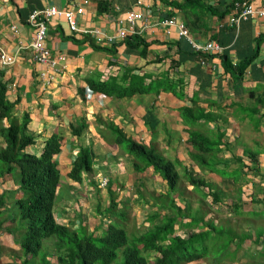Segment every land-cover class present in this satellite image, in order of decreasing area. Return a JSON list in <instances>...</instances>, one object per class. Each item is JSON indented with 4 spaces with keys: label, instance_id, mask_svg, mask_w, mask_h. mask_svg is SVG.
<instances>
[{
    "label": "crops",
    "instance_id": "1",
    "mask_svg": "<svg viewBox=\"0 0 264 264\" xmlns=\"http://www.w3.org/2000/svg\"><path fill=\"white\" fill-rule=\"evenodd\" d=\"M246 1L264 9V0ZM100 2L107 3L109 10L101 12ZM233 2L0 0V52L16 58L11 66L0 63V78L16 104L14 117L21 120L29 115L28 128L37 142L28 152L39 156L52 136L61 137V151L56 157L61 176L55 205L58 223L95 230L104 221L116 219L106 213L115 198L118 211L127 212L123 220L126 228L136 211L142 225L151 226L149 216L158 212L155 198L169 187L153 167L142 173L134 170V156L116 142L117 133H123L178 165L182 207L192 203L194 211L207 208V218L213 219L226 208L234 220L236 216L244 218V233L251 235L244 243L246 253L264 258V16L243 20L239 29L233 27L230 18L235 11L223 16ZM204 5L214 11H207ZM49 6L75 11L82 8L83 14H77L80 27L99 30L104 36L118 33L119 20L132 11L144 12L152 26L145 28L146 22L140 21L139 33L128 36L133 43L142 41L140 45L119 40L114 47L91 34L71 31L64 18L54 19L49 24L47 47L54 56H61V61L56 80L44 85L41 72L46 67L37 63L30 47L34 31L28 19L34 11ZM169 18L183 21L199 44L216 41L224 48L223 54L198 53L178 28L157 25ZM223 55L234 67L250 60L241 78L226 70ZM90 81L111 82L120 95L94 91ZM194 115L200 119L194 121ZM83 126V132L75 134ZM2 127L0 149L6 148ZM192 133L213 149L205 154L208 164L204 167L195 161L198 150L191 142ZM82 148L92 152V170L81 182L72 181L69 174ZM185 171L205 180L210 187L201 189L218 193L222 201L209 208L212 201L193 190L184 179ZM18 172L15 168L11 174L0 176L4 203L0 206V224L6 221L3 217L10 220L7 224L15 223L10 215L24 195ZM105 178L109 183L102 188ZM236 204L240 214L235 212ZM250 210L262 216L254 219ZM179 232L182 230L178 228ZM16 245L6 228H0V264L19 260L10 253ZM236 249L231 251L239 254Z\"/></svg>",
    "mask_w": 264,
    "mask_h": 264
},
{
    "label": "trees",
    "instance_id": "2",
    "mask_svg": "<svg viewBox=\"0 0 264 264\" xmlns=\"http://www.w3.org/2000/svg\"><path fill=\"white\" fill-rule=\"evenodd\" d=\"M243 1L234 0L223 16L238 8L242 9ZM203 8L214 11L212 6L204 5ZM99 10L106 12L109 5L100 2ZM125 40L130 46L142 43V41L133 43L129 38ZM222 60L226 70L237 78L243 76L250 63L249 60L234 67L226 55L222 56ZM89 87L106 96L120 95L111 82L90 81ZM8 91L9 87L1 77L0 125H3L1 131L6 135V148L0 149V176L11 174L18 168L20 186L25 192L16 201L13 213L15 215L12 217L14 222L21 220L23 226L20 229L6 227L19 245L24 259L8 264H190L209 258L221 263L223 259L234 261L237 259V252L234 254L230 249L234 243L237 242L238 251L246 240L251 239L249 233L241 234L233 228L228 230L225 226L216 224L212 217L207 218L210 212L207 208L205 211H194L192 203L185 205V208L182 207L177 198L181 197L182 183L178 165L145 144L128 139L123 133H117L116 142L125 146L134 156V170L142 173L153 167L169 187L166 193L155 198L158 212L149 216L148 222L151 227L140 233H130L123 225V220L127 219V212L118 211L115 198L111 199L106 213L115 216L116 219L104 221L93 231L85 226L74 229L58 223L55 205L61 176L56 157L61 151V137L52 136L39 156L28 152V148L37 142L35 135L28 128L29 115L25 114L21 120L14 117L16 104L8 98ZM192 119L197 121L200 118L194 115ZM6 122L9 126L4 125ZM84 128L85 126L76 129L75 134L80 135ZM190 139L198 150L195 161L204 167L208 164L205 154L213 149L197 133H192ZM92 166V152L89 148H82L69 178L81 182L83 175L91 171ZM184 179L193 186L194 191L202 195L203 199L212 201L209 208L222 201L218 193H205L201 188L210 187L209 184L195 177L193 173L185 171ZM0 200L2 206L3 198ZM239 208L237 205L235 212L238 214ZM164 210L167 212L163 213ZM184 219L190 220L188 224L181 222ZM7 223L9 221H6ZM4 227L5 224L1 223L0 228ZM177 227L188 230V233L185 236L178 233ZM100 230L101 234L98 233ZM52 237L55 240L48 241ZM121 252L124 255L122 263L119 261Z\"/></svg>",
    "mask_w": 264,
    "mask_h": 264
},
{
    "label": "built area",
    "instance_id": "3",
    "mask_svg": "<svg viewBox=\"0 0 264 264\" xmlns=\"http://www.w3.org/2000/svg\"><path fill=\"white\" fill-rule=\"evenodd\" d=\"M242 4V9L238 8L237 10H235V14L230 18V24L238 29L243 20H247L250 17L264 16V9H257L252 3H249L246 0H244ZM82 13V8H79L75 11L72 9H60L56 6H49L44 9L34 11L29 16L28 24L34 31L30 47L34 50L37 63L43 68L46 67V70L43 69L41 72V78L45 82L44 85H48L50 82H54L56 80V71L58 70L57 65L59 64V61H61V56H54L52 51L47 47L49 24L54 19L64 18L69 24L71 31L79 32L82 34H91L98 40H106L110 44L116 43L119 40H123L127 38L130 34L139 33V31L137 30V24L140 21L146 22L144 24L145 28H149L150 26H152V24L147 21L144 12L132 11L128 13L127 16L119 20L120 28L118 30V33H116L115 35L104 36L103 32L99 30H87L80 27L77 20V14ZM157 25L163 26L167 29L178 28L179 33L182 36L188 38L194 50L198 53H223L224 48L215 41H210L206 44L197 43L192 38L190 31L188 30L185 23L178 21L175 18L162 20L158 22ZM13 29L17 30L16 26H14ZM15 62L16 58L14 56L7 54L5 51L0 52V63L3 66H11ZM48 69H52L55 72H49ZM107 182V180H104L102 186L105 187L107 185Z\"/></svg>",
    "mask_w": 264,
    "mask_h": 264
},
{
    "label": "rangeland",
    "instance_id": "4",
    "mask_svg": "<svg viewBox=\"0 0 264 264\" xmlns=\"http://www.w3.org/2000/svg\"><path fill=\"white\" fill-rule=\"evenodd\" d=\"M191 196L192 195H190V198L192 200H194L195 196L194 197H191ZM177 198H178V200L180 202V198L179 197H177ZM13 212H15V211H13ZM230 213L231 212L229 211V209L223 208L219 212L218 216H216L214 218V220H217V224L219 223V225H223V227L225 226V228H227L228 230L232 229L233 227H236L237 231L242 234L244 232V230H245L244 223H243L244 222V218H239L235 214V216H236L235 219L236 220H234V218H231V216H229ZM14 215L15 214H11L10 216L14 218ZM139 215H140L139 211H136V214L132 212V216H130V221L127 223V228H128L130 233H137V232L140 233L141 231L147 230L148 227H151L149 225H144L143 226L142 225V219H140ZM250 215L252 217H254V219L257 218V217H261L262 216L261 213H258V214L252 213L251 210H250ZM3 218L6 221H10V220H7L5 217H3ZM5 222H3V223L5 224ZM22 226H23V222H21V220L15 222V223L5 224V227H10V228H15V229H20ZM89 226H91V224H89ZM236 228H233V229L236 230ZM89 230L91 231L93 229L91 228ZM99 233H101V231ZM179 233L180 234H184V236H185L188 233V230H186V229L183 230L182 229V233L181 232H179ZM49 240H55V238L52 237V238L48 239V241ZM16 246L17 247L15 249H12L10 251V253L14 256V258L18 257L19 260L24 259L23 256H22L21 249L19 248L18 245H16ZM235 248H236L235 245L231 246V250H234ZM245 248H246V245L244 244L240 249H238V251H240V252H239V254H237V259L235 261L234 260H230V259H223V261L221 263H217V262H215L213 260V258H211V259L209 258V259H206V260H203V261L193 262V263H190V264H259V263H263L264 262V258H261V256H259L258 254L253 255V254H250V252H248V254H247L246 253L247 248L246 249ZM123 260H124V255L121 252V255H120V258H119L120 263H122Z\"/></svg>",
    "mask_w": 264,
    "mask_h": 264
},
{
    "label": "clouds",
    "instance_id": "5",
    "mask_svg": "<svg viewBox=\"0 0 264 264\" xmlns=\"http://www.w3.org/2000/svg\"><path fill=\"white\" fill-rule=\"evenodd\" d=\"M83 14V13H82ZM169 19H171V18H169ZM176 19V18H175ZM183 22V21H182ZM189 30V29H188ZM128 38V37H127ZM127 38H125V39H127ZM125 39H123V41L125 40ZM216 42V41H215ZM114 44V43H113ZM224 51V50H223ZM201 54H203V53H201ZM207 54H210V55H212V54H214V53H207ZM223 54V53H222ZM216 55H221V54H216ZM203 63H204V59H203ZM205 63H206V61H205ZM15 64V63H14ZM7 67V66H6ZM9 92V91H8ZM8 98H9V96H8ZM104 180H107L108 182H107V185H108V183H109V179L108 178H105V179H103V181ZM103 181H102V183H103ZM107 185L105 186V187H107ZM101 187L102 188H105V187H103L102 186V184H101ZM10 222V221H9ZM6 228V227H5Z\"/></svg>",
    "mask_w": 264,
    "mask_h": 264
}]
</instances>
